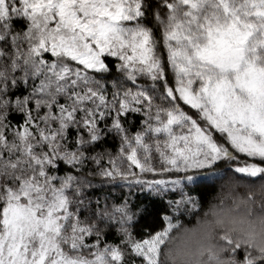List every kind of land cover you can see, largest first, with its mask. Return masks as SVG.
Wrapping results in <instances>:
<instances>
[{
  "label": "snow or ice",
  "instance_id": "obj_1",
  "mask_svg": "<svg viewBox=\"0 0 264 264\" xmlns=\"http://www.w3.org/2000/svg\"><path fill=\"white\" fill-rule=\"evenodd\" d=\"M226 208L264 211V0H0V264H167Z\"/></svg>",
  "mask_w": 264,
  "mask_h": 264
},
{
  "label": "clouds",
  "instance_id": "obj_2",
  "mask_svg": "<svg viewBox=\"0 0 264 264\" xmlns=\"http://www.w3.org/2000/svg\"><path fill=\"white\" fill-rule=\"evenodd\" d=\"M199 225L190 224L178 230L168 241L164 250L167 264H208L217 255L212 240L220 230L233 238H246L254 246L264 247V211L258 208L251 216L234 213L227 208L219 217L208 218ZM217 219L222 223H217Z\"/></svg>",
  "mask_w": 264,
  "mask_h": 264
}]
</instances>
